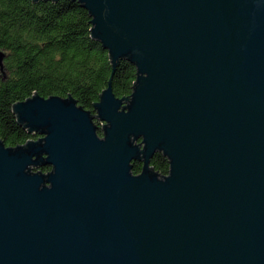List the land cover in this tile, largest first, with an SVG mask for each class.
<instances>
[{
  "label": "water",
  "instance_id": "water-1",
  "mask_svg": "<svg viewBox=\"0 0 264 264\" xmlns=\"http://www.w3.org/2000/svg\"><path fill=\"white\" fill-rule=\"evenodd\" d=\"M72 1L111 73L93 113L69 93L12 104L39 138L0 140V264H264V0Z\"/></svg>",
  "mask_w": 264,
  "mask_h": 264
},
{
  "label": "trees",
  "instance_id": "trees-1",
  "mask_svg": "<svg viewBox=\"0 0 264 264\" xmlns=\"http://www.w3.org/2000/svg\"><path fill=\"white\" fill-rule=\"evenodd\" d=\"M90 20L78 1L0 0V51L5 74L0 76V140L5 146L39 138L22 128L12 112V104L31 97L33 91L45 98H65L69 93L78 106L94 112L92 102H97L107 87L112 66L107 50L90 36ZM135 73L129 60L117 61L110 77L116 97H129ZM142 165L133 162L132 173H140ZM149 165L157 174H168L169 162L161 152L152 156ZM49 170V166L36 169Z\"/></svg>",
  "mask_w": 264,
  "mask_h": 264
},
{
  "label": "rangeland",
  "instance_id": "rangeland-1",
  "mask_svg": "<svg viewBox=\"0 0 264 264\" xmlns=\"http://www.w3.org/2000/svg\"><path fill=\"white\" fill-rule=\"evenodd\" d=\"M96 121V120H95ZM97 122H99V121H97ZM99 126H101V124H99ZM35 171V170H34Z\"/></svg>",
  "mask_w": 264,
  "mask_h": 264
}]
</instances>
